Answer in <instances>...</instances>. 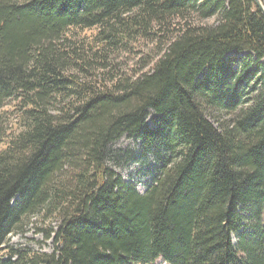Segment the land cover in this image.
Segmentation results:
<instances>
[{
  "label": "trees",
  "instance_id": "16d2710c",
  "mask_svg": "<svg viewBox=\"0 0 264 264\" xmlns=\"http://www.w3.org/2000/svg\"><path fill=\"white\" fill-rule=\"evenodd\" d=\"M123 135L162 159L144 194L108 167ZM38 216L52 252L8 247ZM158 260L264 264L263 11L0 0V264Z\"/></svg>",
  "mask_w": 264,
  "mask_h": 264
},
{
  "label": "rangeland",
  "instance_id": "374dc122",
  "mask_svg": "<svg viewBox=\"0 0 264 264\" xmlns=\"http://www.w3.org/2000/svg\"><path fill=\"white\" fill-rule=\"evenodd\" d=\"M257 3L264 13V0H257ZM212 22L213 20H209L207 23L211 24ZM150 47L148 45L142 46L139 51L131 56L121 54V57L116 60V67L119 68L118 70L124 71L140 70L141 57L146 55L144 53H147ZM154 118L155 116L149 113L146 120L148 128H153ZM161 161L160 156L145 151L138 139L123 135L111 144L107 164L109 169H112L116 175L132 184L139 194H144L152 185L153 177L158 172ZM42 218V216H38L28 221L27 226L21 232L9 237L7 246L20 252L34 251L50 254L52 252V242L50 239L45 240V233L42 230L48 228L49 225L56 227L57 223ZM155 264L165 263L158 260Z\"/></svg>",
  "mask_w": 264,
  "mask_h": 264
},
{
  "label": "water",
  "instance_id": "95a60500",
  "mask_svg": "<svg viewBox=\"0 0 264 264\" xmlns=\"http://www.w3.org/2000/svg\"><path fill=\"white\" fill-rule=\"evenodd\" d=\"M256 4H257V6L259 7V5H258V3H257V1H256ZM260 8V7H259ZM261 9V8H260Z\"/></svg>",
  "mask_w": 264,
  "mask_h": 264
},
{
  "label": "bare ground",
  "instance_id": "6f19581e",
  "mask_svg": "<svg viewBox=\"0 0 264 264\" xmlns=\"http://www.w3.org/2000/svg\"><path fill=\"white\" fill-rule=\"evenodd\" d=\"M257 1V0H256Z\"/></svg>",
  "mask_w": 264,
  "mask_h": 264
}]
</instances>
